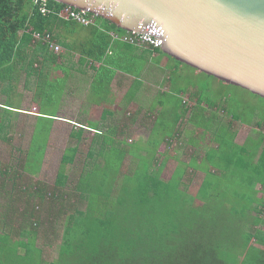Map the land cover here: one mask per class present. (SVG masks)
<instances>
[{"label":"trees","instance_id":"obj_1","mask_svg":"<svg viewBox=\"0 0 264 264\" xmlns=\"http://www.w3.org/2000/svg\"><path fill=\"white\" fill-rule=\"evenodd\" d=\"M66 6L56 0H0V80L31 41L36 55L54 59L48 44L34 42V31L57 32L55 41L71 48L76 46L64 41L69 35L87 36L86 26L60 17ZM95 23L98 55L92 56L102 60L114 41L110 31L126 30L101 16ZM86 36L79 47L87 57ZM122 42L115 51L130 47ZM12 125L9 116L0 115V139L11 140L4 129ZM37 126L21 160L31 175L40 172L52 135L51 126ZM38 130L44 133L42 145L36 144ZM86 134L82 127L70 133L73 143L52 186L27 185L20 182L24 172L0 168V264H264V190L257 187H264V151L254 165L244 166L248 175L230 167L224 177H206L194 195L185 168L163 178L164 165L156 157L159 136L134 147L136 142L115 139L124 132L98 133L79 176L71 180L69 168ZM128 156L137 164L125 171ZM54 245L58 257L52 260L46 251Z\"/></svg>","mask_w":264,"mask_h":264},{"label":"crops","instance_id":"obj_2","mask_svg":"<svg viewBox=\"0 0 264 264\" xmlns=\"http://www.w3.org/2000/svg\"><path fill=\"white\" fill-rule=\"evenodd\" d=\"M91 25L86 26L87 36L76 33L64 40L75 48L59 43L62 53L49 49L54 55L51 60L35 54L36 43L23 46L25 54L11 62L0 80V115L9 116L13 124L4 130H18L25 124L23 117L26 121L29 115L32 131L39 122L51 126L52 133L60 126H70L71 132L82 127L90 144L98 133H125L134 124L142 125L149 131L147 138L130 142L124 134L115 139L146 146L159 136L156 157L164 165L162 173L171 167L170 175H163L165 180L178 167L185 168L184 179L191 180L189 188L199 180L200 187L209 175L224 177L230 167L248 173L244 166L254 165L264 151L261 108L248 111L250 119L245 118V110L219 109L227 96L233 97L226 86L229 83L204 73L211 82L208 90H202V71L148 46L129 44L128 49L115 51L116 43L122 41L113 39L103 59H94L92 55L98 52ZM53 35L59 37L57 32ZM85 36L87 57L79 47ZM29 47L34 53H29ZM69 139L67 147L73 143ZM47 152L48 148L39 173ZM20 171L24 172L22 167ZM257 187L264 190L260 184Z\"/></svg>","mask_w":264,"mask_h":264},{"label":"water","instance_id":"obj_3","mask_svg":"<svg viewBox=\"0 0 264 264\" xmlns=\"http://www.w3.org/2000/svg\"><path fill=\"white\" fill-rule=\"evenodd\" d=\"M160 38L183 63L264 98V0H56Z\"/></svg>","mask_w":264,"mask_h":264},{"label":"rangeland","instance_id":"obj_4","mask_svg":"<svg viewBox=\"0 0 264 264\" xmlns=\"http://www.w3.org/2000/svg\"><path fill=\"white\" fill-rule=\"evenodd\" d=\"M33 44L34 43L31 41V43H29L28 46L31 47ZM30 47L28 48L30 51L29 53H34L33 50L30 49ZM62 51H63V47L60 53H62ZM200 81L202 84V90L204 89L208 90L210 86V82H211V79L209 78V76L204 74V72L201 73ZM226 86L229 87L231 91L230 93L233 94V97L228 98L227 96L228 101L224 102L223 105L218 106L219 109L222 110V108H225L227 111H234V112L245 110L244 112L245 118L250 119L251 114L248 111H252L253 109L259 107L262 109L261 119L264 120V99H261L258 96H255L248 90L243 89L239 86H235L232 84L230 85L226 84ZM212 92H214V90ZM206 95H207V91L203 93V96H206ZM30 98L31 97L29 96V102H31ZM244 103H247V106H244L243 105ZM31 118H29V115H28V119H26L25 121L23 117L22 123L25 122V124L20 125V128L18 127V130L9 132V135L11 136L10 141L0 139V168L1 169L4 170L7 167L10 171L12 170L14 171V169L20 170L21 168L20 160L24 158L25 156L24 150L28 148L29 143H30V136L32 133ZM205 124H207V121ZM43 127L47 129V126H44L43 122H39L37 128L43 129ZM38 132L42 133L43 131L38 130ZM70 132H71L70 126H60L59 129H56L51 135V139L49 141L50 145L48 144L49 145L48 152H47V156L44 161V164H43L42 172L38 173L35 176L25 173L23 174L24 176L20 180V182L23 181L28 185L29 183H35L37 181H42L50 186L54 185V183L56 182L57 176H58L60 166H61V158H62L63 152L65 148L67 147L68 142L70 140L69 139ZM43 135L44 133H42L40 137L38 138V140H36V144L42 145ZM148 135H149V131L147 127L142 126V125L139 126L136 124L130 126L128 128V131L125 132V136L127 137V139L129 138L130 142H132V140L135 141L140 138L141 139L147 138ZM88 141L89 140L87 139L82 142V144L80 145V150H79L80 152L76 158L77 160L69 168V176L71 180H76L82 170V166L86 158V153L89 149ZM139 145L140 144L136 142L132 146L136 147ZM32 157L30 159H31V162L34 163L35 160ZM136 164H137V159L131 156H128V158L125 161V171H127L128 169L133 170ZM170 168L171 167L166 169L164 174L162 175H164L165 177H168L170 175ZM1 180H2V177H0V182ZM199 184H200V180L193 182V184L189 188V192L195 195L197 193ZM0 199H1V196H0ZM50 237L53 238L54 234H52ZM46 253L49 255V257H51L52 260L53 258H57L58 257V246L54 245L53 247H50L49 249H47Z\"/></svg>","mask_w":264,"mask_h":264},{"label":"built area","instance_id":"obj_5","mask_svg":"<svg viewBox=\"0 0 264 264\" xmlns=\"http://www.w3.org/2000/svg\"><path fill=\"white\" fill-rule=\"evenodd\" d=\"M60 17H63L68 20H74L81 25L88 26L95 23L96 18L99 16L98 14L85 9H78L76 7L67 5L64 7L60 13ZM113 39L121 40L123 42L132 44V45H141L148 46L152 49L161 48L164 45V41L158 37H155L149 33L140 31V30H130L125 31L123 33L113 31L111 33ZM34 41H42L49 45L50 50L55 52H60L62 50V46L58 44L53 38V34L49 32H33Z\"/></svg>","mask_w":264,"mask_h":264}]
</instances>
